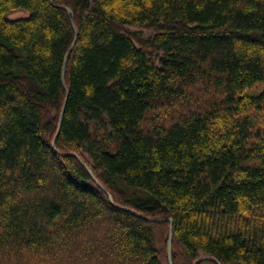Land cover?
Listing matches in <instances>:
<instances>
[{
  "label": "trees",
  "instance_id": "obj_1",
  "mask_svg": "<svg viewBox=\"0 0 264 264\" xmlns=\"http://www.w3.org/2000/svg\"><path fill=\"white\" fill-rule=\"evenodd\" d=\"M51 1L0 0V264H264V0Z\"/></svg>",
  "mask_w": 264,
  "mask_h": 264
},
{
  "label": "water",
  "instance_id": "obj_2",
  "mask_svg": "<svg viewBox=\"0 0 264 264\" xmlns=\"http://www.w3.org/2000/svg\"><path fill=\"white\" fill-rule=\"evenodd\" d=\"M51 2H53V0L51 1ZM63 9H65L66 10V12L68 13V15H70V17H71V22L73 23V20H72V16H73V14H72V11L70 10V9H66V8H63ZM73 31H74V33H75V38H74V40H73V44H72V46H71V48H70V50L67 52V54L65 55V57H64V59H63V62H62V64H63V66H62V70H61V75H62V83L64 84V78H65V75H64V72H65V69H66V67H67V60H68V58H69V56H70V54H71V51L74 49V47H75V45H76V37H77V31L75 30V28L73 27ZM66 101H67V99L64 101V103H63V109H62V111L60 112V114L58 115V123H57V126H56V133H55V135H54V137H53V143L51 144V149L53 150V151H56L55 150V140L57 139V137L59 136V134H60V132H61V126H62V123H63V115H64V112H65V105H66ZM70 156H72V157H74L75 159H77V161L78 162H80V164L82 165V167L84 168V170H85V172L90 176V178H91V180H92V182L93 183H95V185L98 187V188H100L106 195H107V197H108V199H109V203H110V205L112 204V196L110 195V194H108L106 191H105V189L103 188V186L100 184V183H98L97 182V180H96V178L94 177V175H93V172H91V170L88 168V166H86L85 165V163L84 162H82L80 159H79V157H78V155L77 154H73V153H71V154H69ZM113 205V204H112ZM120 210H124V211H126V212H128V213H130V214H135L136 216H138L139 218H142L143 220L145 219V220H147V221H150V222H153V223H166V221H168V222H170V224H171V219L170 218H168V219H166V220H157V219H155V220H151V219H148L147 217H142L141 215H139V214H136L134 211H131V210H128V209H120ZM171 233H172V224L170 225V228H169V233H168V235H169V238H168V241H167V246H168V257H169V264H172L171 263V257H170V250H171V246H170V243H171V238H172V235H171ZM203 258H201V259H199V260H197V261H195L193 264H197V263H199L201 260H202ZM207 260H209V261H213L215 264H219V262L217 261V260H215L214 258H206Z\"/></svg>",
  "mask_w": 264,
  "mask_h": 264
},
{
  "label": "rangeland",
  "instance_id": "obj_3",
  "mask_svg": "<svg viewBox=\"0 0 264 264\" xmlns=\"http://www.w3.org/2000/svg\"><path fill=\"white\" fill-rule=\"evenodd\" d=\"M26 16H28V12L27 11H19V12H14V14H11L9 16V19L11 20H15L18 18H26ZM145 37H147L148 34H144Z\"/></svg>",
  "mask_w": 264,
  "mask_h": 264
}]
</instances>
